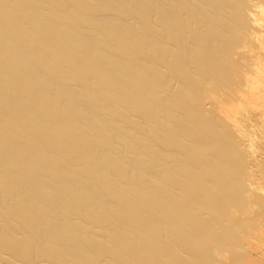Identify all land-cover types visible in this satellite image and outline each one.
<instances>
[{
  "label": "bare ground",
  "instance_id": "6f19581e",
  "mask_svg": "<svg viewBox=\"0 0 264 264\" xmlns=\"http://www.w3.org/2000/svg\"><path fill=\"white\" fill-rule=\"evenodd\" d=\"M0 264H264V0H0Z\"/></svg>",
  "mask_w": 264,
  "mask_h": 264
}]
</instances>
